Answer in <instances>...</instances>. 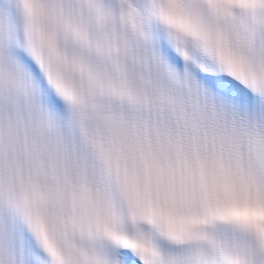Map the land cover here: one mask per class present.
I'll use <instances>...</instances> for the list:
<instances>
[{"label":"snow or ice","instance_id":"1","mask_svg":"<svg viewBox=\"0 0 264 264\" xmlns=\"http://www.w3.org/2000/svg\"><path fill=\"white\" fill-rule=\"evenodd\" d=\"M0 264H264V0H0Z\"/></svg>","mask_w":264,"mask_h":264}]
</instances>
